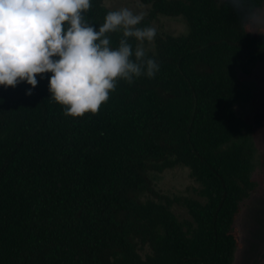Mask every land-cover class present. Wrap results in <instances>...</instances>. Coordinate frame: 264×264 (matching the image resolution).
Segmentation results:
<instances>
[{
	"label": "trees",
	"instance_id": "1",
	"mask_svg": "<svg viewBox=\"0 0 264 264\" xmlns=\"http://www.w3.org/2000/svg\"><path fill=\"white\" fill-rule=\"evenodd\" d=\"M142 2L141 26L182 15L188 32L158 38L159 72L118 81L97 113L64 115L51 73L32 95L0 86V264L234 263L241 203L260 186L235 111L257 99L238 72L264 62V0ZM110 10L91 0L84 16L98 27ZM179 165L200 198L156 189L151 173Z\"/></svg>",
	"mask_w": 264,
	"mask_h": 264
},
{
	"label": "clouds",
	"instance_id": "2",
	"mask_svg": "<svg viewBox=\"0 0 264 264\" xmlns=\"http://www.w3.org/2000/svg\"><path fill=\"white\" fill-rule=\"evenodd\" d=\"M90 7L91 0H0V86L25 82L32 95L37 76L51 73L50 99L81 117L97 113L118 81L153 78L160 65L144 47L156 36L141 26L146 13L120 7L97 27L84 16ZM112 33L120 34L115 45Z\"/></svg>",
	"mask_w": 264,
	"mask_h": 264
},
{
	"label": "rangeland",
	"instance_id": "3",
	"mask_svg": "<svg viewBox=\"0 0 264 264\" xmlns=\"http://www.w3.org/2000/svg\"><path fill=\"white\" fill-rule=\"evenodd\" d=\"M103 3L112 10L129 7L144 11L145 17L151 9V5L142 0H103ZM151 25L156 29V36L151 43L144 44L147 53L156 51L158 38L188 32L187 21L182 15H158ZM253 27H264V9L255 18ZM238 75L252 86L257 99L256 102H238L235 111L244 124V133L254 143L252 176L260 186L241 203V212L235 222L241 244L235 250L233 264H261L264 260V62L253 74L238 72ZM151 176L156 189L162 193L200 198L201 184L191 175L187 166L179 165L161 172H152ZM173 209L179 216L189 217L181 205L175 204Z\"/></svg>",
	"mask_w": 264,
	"mask_h": 264
}]
</instances>
